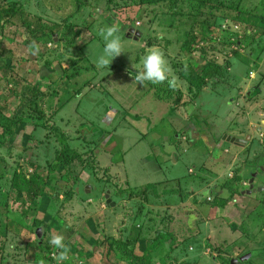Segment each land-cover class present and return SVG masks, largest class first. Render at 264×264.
I'll use <instances>...</instances> for the list:
<instances>
[{
  "label": "rangeland",
  "instance_id": "374dc122",
  "mask_svg": "<svg viewBox=\"0 0 264 264\" xmlns=\"http://www.w3.org/2000/svg\"><path fill=\"white\" fill-rule=\"evenodd\" d=\"M14 7L0 20V121L28 117L0 147V264H55L52 234L62 264L147 250L140 264H264V0H0ZM114 23L125 51L101 70L99 29ZM153 47L174 86L135 80ZM29 113L62 129L68 170Z\"/></svg>",
  "mask_w": 264,
  "mask_h": 264
},
{
  "label": "clouds",
  "instance_id": "9594fccd",
  "mask_svg": "<svg viewBox=\"0 0 264 264\" xmlns=\"http://www.w3.org/2000/svg\"><path fill=\"white\" fill-rule=\"evenodd\" d=\"M119 27L118 24L114 23L99 29V34L104 41V45L102 53L95 60V65L98 69L104 70L108 68L113 58L125 51L120 36L118 35ZM30 49L33 55L39 51L35 42L30 45ZM166 79L168 80L169 86H174V80L169 79V68L162 51L155 47L147 50L142 58V70L136 74L135 80L140 84H143L145 81L151 82L152 84H159ZM48 243L59 250L52 257L55 264H62V262L69 259V248L65 244L62 234L50 235Z\"/></svg>",
  "mask_w": 264,
  "mask_h": 264
},
{
  "label": "trees",
  "instance_id": "16d2710c",
  "mask_svg": "<svg viewBox=\"0 0 264 264\" xmlns=\"http://www.w3.org/2000/svg\"><path fill=\"white\" fill-rule=\"evenodd\" d=\"M16 13H17L16 7L12 9L10 8L0 9V20L3 17L14 16ZM20 15L22 16V11H20ZM193 29L195 31H198V30L202 31L204 27L196 23ZM188 37H190L192 41L197 38L194 32L190 33ZM208 65L211 66V69L205 70L207 72L203 73L204 77H208V76L213 75L214 73H217V70L219 68L217 64H208ZM11 69H12V66H10V70ZM9 78L11 79V75L9 76ZM12 83L15 84L16 82L12 81ZM29 115L31 118L35 119L36 117V119L42 120L43 126L46 129H48L50 132H52L56 142L58 143L60 147V149L56 153V160H57V163H59L57 167L63 166L65 170H68L73 160L78 157V154L75 151L68 149L66 137L62 129L59 126L55 125L53 120L45 119L44 117L42 118V114L33 116L31 113H29ZM25 116L28 117L25 114V112H19L14 117L2 118V120L0 121V147L2 148L8 147L7 143L12 141L14 136L17 134L16 132L18 128H20L21 125L24 124ZM166 237L168 236L161 235L160 239L157 240L159 244L161 243V240L166 239ZM39 242L40 240L37 238V240H35V245L38 244ZM39 245H43V242L39 243ZM46 248H47V245H46ZM35 251L38 254V252H41V249L39 248L36 250V246H35L33 257H35ZM149 252L150 251L147 250L145 255L139 258L138 260L133 261V264H140V262L150 263L151 256ZM39 255H41V253Z\"/></svg>",
  "mask_w": 264,
  "mask_h": 264
},
{
  "label": "water",
  "instance_id": "95a60500",
  "mask_svg": "<svg viewBox=\"0 0 264 264\" xmlns=\"http://www.w3.org/2000/svg\"><path fill=\"white\" fill-rule=\"evenodd\" d=\"M227 140H231L232 142L234 141L235 143H237L239 141V139L232 137V136H228ZM250 181L252 182V180H250ZM250 187H252V184L250 185ZM247 192H249V191H247ZM204 194H206V192ZM43 231H44L43 226L38 227L35 231L36 236L39 238L41 236V234L43 233ZM248 256H249V254H246V255L242 256L241 258L232 260L231 263H238L240 261H243V260L247 259Z\"/></svg>",
  "mask_w": 264,
  "mask_h": 264
},
{
  "label": "crops",
  "instance_id": "0c3cea01",
  "mask_svg": "<svg viewBox=\"0 0 264 264\" xmlns=\"http://www.w3.org/2000/svg\"><path fill=\"white\" fill-rule=\"evenodd\" d=\"M237 144V143H236ZM251 180V179H250ZM252 184V186H253V183L250 181V185Z\"/></svg>",
  "mask_w": 264,
  "mask_h": 264
}]
</instances>
